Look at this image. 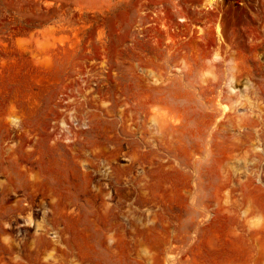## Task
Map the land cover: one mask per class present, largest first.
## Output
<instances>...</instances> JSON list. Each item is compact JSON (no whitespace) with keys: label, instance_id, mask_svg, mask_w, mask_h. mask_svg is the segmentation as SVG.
<instances>
[{"label":"rangeland","instance_id":"obj_1","mask_svg":"<svg viewBox=\"0 0 264 264\" xmlns=\"http://www.w3.org/2000/svg\"><path fill=\"white\" fill-rule=\"evenodd\" d=\"M0 0V264H264V0Z\"/></svg>","mask_w":264,"mask_h":264},{"label":"bare ground","instance_id":"obj_2","mask_svg":"<svg viewBox=\"0 0 264 264\" xmlns=\"http://www.w3.org/2000/svg\"><path fill=\"white\" fill-rule=\"evenodd\" d=\"M212 3H213V1H211V0H206V4H207V5L211 6Z\"/></svg>","mask_w":264,"mask_h":264}]
</instances>
